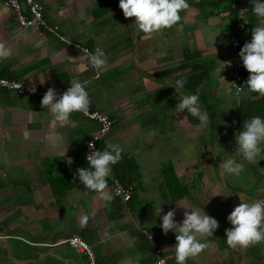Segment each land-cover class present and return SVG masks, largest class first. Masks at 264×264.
Returning <instances> with one entry per match:
<instances>
[{"label": "crops", "instance_id": "crops-1", "mask_svg": "<svg viewBox=\"0 0 264 264\" xmlns=\"http://www.w3.org/2000/svg\"><path fill=\"white\" fill-rule=\"evenodd\" d=\"M4 1L0 42L13 54L0 61V77L41 91L88 81L92 108L113 122L99 150L119 144L123 158L107 180L111 200L88 191L76 173L89 166L84 149L98 123L77 112L60 124L42 97L0 86V264H155L144 230L176 264V233L165 235L160 225L172 209L182 223L185 209L177 202L220 225L187 264H264V244L233 249L226 242L227 217L240 195L245 202L264 200V159L244 161L236 140L247 119L264 117V97L246 87V74L235 94L231 64L223 69L231 61L238 0H188L178 25L150 38L134 17L125 18L119 0H38L55 32L20 27ZM258 23L250 10L242 41H251ZM82 47L106 53L99 73ZM177 79L186 84L176 90ZM197 93L207 127L175 109L183 96ZM227 159L243 163L240 176L223 172ZM114 179L130 189L127 202L113 195ZM73 236L88 244L93 263L68 244Z\"/></svg>", "mask_w": 264, "mask_h": 264}, {"label": "clouds", "instance_id": "clouds-1", "mask_svg": "<svg viewBox=\"0 0 264 264\" xmlns=\"http://www.w3.org/2000/svg\"><path fill=\"white\" fill-rule=\"evenodd\" d=\"M251 3L252 12L259 23L252 29V39L243 45L239 56L243 66L250 73L245 82L246 87L251 92L264 97V0H251ZM119 7L125 18L134 17V24L150 38L178 25L182 19L181 13L188 10L190 5L188 0H119ZM12 54L11 48L0 42V61L9 59ZM89 60L98 73L107 64L106 53L100 47L89 54ZM230 64L231 61H225L223 69ZM87 84L88 81L71 79L67 91L59 96L56 90L50 87L43 96L41 105L49 109L60 124L68 122L73 113L87 114L91 104L86 90ZM185 84V80L177 79L172 85L177 90L183 88ZM239 90L238 86L237 91ZM32 91L34 92L35 88H32ZM198 103V93L185 95L179 100L175 109L178 113L187 111L199 120L201 127H207L209 115L201 111ZM236 140L243 160L250 164H259V161L264 159V118L253 116L247 119L243 130L236 134ZM88 147L95 149L94 142L90 141ZM122 153L123 148L114 143H108L104 150L90 152L87 155L89 166L77 170L79 181L88 191L96 192L104 200H111L107 180L112 174L113 166L123 158ZM221 167L223 172L237 177L244 171L243 163L233 159L223 161ZM240 199L242 202L227 217L232 225L231 228L226 229L227 245L239 249L264 244V200L245 202L241 195ZM177 205L185 209L182 223L175 220L176 209H172L163 215L160 227L165 235L169 231L176 233L177 243L174 247L176 264H187L188 260L198 258L208 248L206 241L214 236L220 225L217 219L206 212L201 213L198 209L179 202ZM88 220L87 215L82 216L79 221L80 227H86ZM160 264H164V261Z\"/></svg>", "mask_w": 264, "mask_h": 264}, {"label": "built area", "instance_id": "built-area-1", "mask_svg": "<svg viewBox=\"0 0 264 264\" xmlns=\"http://www.w3.org/2000/svg\"><path fill=\"white\" fill-rule=\"evenodd\" d=\"M4 3L7 7H9L13 11V13L15 14V18L20 27L29 28V27L37 26L50 32L56 31L57 26H50L46 21L43 13V5L38 0H5ZM248 24H249V17H248L247 0H239L237 17L235 22L236 32L229 37L228 48H227L228 54L231 59V87L235 94H238L242 90V84H241L242 59L239 56V52L242 41L241 34L246 30ZM95 49L96 47H94L93 49L89 47H84V48L82 47V50L88 56L90 53H94ZM0 86L9 90H13L17 94H29V95L33 94V95H38L42 98L46 93V91H41L37 89H35V91L33 92L32 91L33 87L24 84L23 82H20L18 80L2 78V77H0ZM238 86L240 89L239 91H237ZM68 87L69 86L65 87L61 91H56L57 95L58 96L62 95L65 91H67ZM81 114L98 123L97 132L87 140L85 145L84 158L85 161L88 163L87 155L94 150H99L98 142L102 140L107 135V133H109V131L112 128L113 122L104 112L93 109L91 104L87 114L84 113ZM95 137H97L98 139H96ZM90 141L94 142L95 149H90L88 147ZM112 192L114 196L120 198L124 202H127L131 197L130 189L124 186L120 181H118V179L117 180L114 179L112 181ZM258 200H263V199H258ZM144 233L146 234L149 240L150 249L155 255L154 263L160 264L161 261H164V264H169L168 256L165 255L164 250L161 244L159 243V241L156 239V237L152 235L150 232H147L145 230ZM150 237H152V239H150ZM66 241L68 242L69 245L72 246V248L87 253L89 259L93 263V259H94L93 252L91 251L90 247L85 241L81 240L79 237L76 236L70 237Z\"/></svg>", "mask_w": 264, "mask_h": 264}, {"label": "trees", "instance_id": "trees-1", "mask_svg": "<svg viewBox=\"0 0 264 264\" xmlns=\"http://www.w3.org/2000/svg\"><path fill=\"white\" fill-rule=\"evenodd\" d=\"M238 2L239 0L237 1V9H238ZM247 4H248V17H249V13H250V10H252V3H251V0H247ZM237 17V16H236ZM249 25V24H248ZM248 27V26H247ZM247 41H241V47H240V50L241 48L243 47V45L246 43ZM241 73L242 74H246V75H250V73L246 70V68L243 66V61H242V64H241ZM264 118V117H263Z\"/></svg>", "mask_w": 264, "mask_h": 264}]
</instances>
